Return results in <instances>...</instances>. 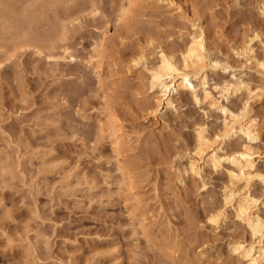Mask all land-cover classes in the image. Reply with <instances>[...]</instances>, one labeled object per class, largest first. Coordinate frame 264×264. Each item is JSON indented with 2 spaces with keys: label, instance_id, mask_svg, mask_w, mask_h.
I'll list each match as a JSON object with an SVG mask.
<instances>
[{
  "label": "rangeland",
  "instance_id": "1",
  "mask_svg": "<svg viewBox=\"0 0 264 264\" xmlns=\"http://www.w3.org/2000/svg\"><path fill=\"white\" fill-rule=\"evenodd\" d=\"M261 1L0 0V264H243L228 245L247 241L248 229L231 212L217 229L204 216L220 204L226 178L206 170L204 189L178 180L192 125L205 117L189 102L160 118L133 61H153L160 49L180 61L196 17L210 56L260 88L254 63L236 53L247 36L264 60ZM260 90L251 107L264 170ZM107 108L132 138L129 182Z\"/></svg>",
  "mask_w": 264,
  "mask_h": 264
},
{
  "label": "bare ground",
  "instance_id": "2",
  "mask_svg": "<svg viewBox=\"0 0 264 264\" xmlns=\"http://www.w3.org/2000/svg\"><path fill=\"white\" fill-rule=\"evenodd\" d=\"M138 1L129 0V7L136 6ZM259 9L264 18V0ZM197 20L196 17L191 20L192 31L186 37L180 61L160 49L153 61H148L142 54L133 62L141 65L148 92L157 94L153 109L160 118L168 111L177 114L181 105L189 102L198 108L203 118L214 114L213 124L205 118L193 123L194 140L185 153L188 155L186 163L178 169V180L183 184L185 176L191 177L198 180L204 189L207 185L203 178L206 170L217 179L225 177L226 181L221 184L220 204L206 210V222L212 229H217L231 212L234 219L248 229L250 240H233L228 245L229 251L243 264H264V170L258 165L262 158L256 146L259 128L251 107L264 87V60L256 57L252 38L246 36L242 39L236 54L243 58L244 63H254L258 75L262 77L261 87L254 85L252 88L244 80L243 71L210 56L205 33ZM244 66L241 65L240 69ZM219 71L227 77L214 78ZM232 97L239 100L238 105L230 102ZM108 109L103 111L105 127L114 137L112 151L128 181L136 167L124 146H129L132 138L117 114ZM231 142H234L233 148L228 146ZM256 185L262 189L260 193L254 191L259 189ZM134 224L139 233L147 235L144 223Z\"/></svg>",
  "mask_w": 264,
  "mask_h": 264
}]
</instances>
